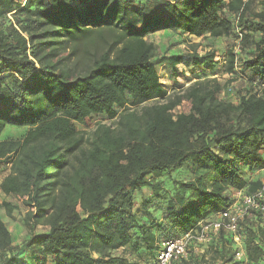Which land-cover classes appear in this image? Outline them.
Instances as JSON below:
<instances>
[{"label": "trees", "instance_id": "1", "mask_svg": "<svg viewBox=\"0 0 264 264\" xmlns=\"http://www.w3.org/2000/svg\"><path fill=\"white\" fill-rule=\"evenodd\" d=\"M255 2L0 0V168L9 170L0 192L27 209L30 234L13 247L0 218V264H154L162 242L194 231L234 195L258 192L263 210H249L238 232L249 264H264V177L244 178L264 171V0ZM160 32L234 34L250 45L239 69L227 52L225 72L240 76L244 93L221 100L230 89L205 79L169 94L146 40ZM213 58L193 49L162 60L175 77L180 65L215 71ZM183 102L188 113L177 111ZM94 117L111 124L76 129ZM7 127L25 133L1 140ZM182 167L192 179L163 193L158 180ZM145 188L138 217L134 194ZM160 200L157 223L149 209ZM0 209L10 216L18 207ZM39 226L46 231L34 233ZM229 240L221 230L207 247L219 264H233ZM126 249L139 261L113 255ZM189 254L173 264H209Z\"/></svg>", "mask_w": 264, "mask_h": 264}, {"label": "rangeland", "instance_id": "2", "mask_svg": "<svg viewBox=\"0 0 264 264\" xmlns=\"http://www.w3.org/2000/svg\"><path fill=\"white\" fill-rule=\"evenodd\" d=\"M259 0H256L254 7L258 6ZM148 42H152L155 46V55L154 61L156 66V71L160 78V83L165 87L169 94H174L181 92L186 89L191 84L202 81L205 79H216L218 83L224 87V90L227 88L230 91H225L220 95L221 100L232 101L244 93L245 82L240 79V76H230L225 72V68L227 65V52L232 50L234 55L236 56L237 64L235 67H239L241 65L242 59L247 58L246 53L251 51L252 47L248 45V48H242L238 45L236 37L234 34H230L229 36H221L216 39H211L209 37H204L201 39L192 38L186 36L184 34L171 33V32H160L154 35H151L146 38ZM195 49V52L199 57H203L205 54L214 52L213 63H215L216 68L215 71H212L208 68V66L203 63L199 68H190L184 66H178L177 75L174 77L173 73L169 69L167 63L162 60V58L167 57L169 55L179 54L184 55L186 53L191 52ZM204 62V61H203ZM236 68V69H237ZM239 69V68H238ZM237 69V71H239ZM190 110V104L183 102L181 107L177 110L178 112L188 113ZM102 123L106 125H110L111 122L106 121L100 117H94L86 120V122L82 125H76V129L80 133H84V135L90 134L95 128L96 124ZM25 133V129H16L7 127L2 136L1 140L5 139H18ZM9 174V170L4 167L0 168V183L1 181ZM192 174L186 169V167L179 168L174 170L170 174L164 175L160 180L163 185V193L170 194L173 190V186L175 182H185L192 179ZM264 177V171L256 172L254 174L245 173L244 178L249 181H255L258 179H262ZM151 193L148 189H143L141 192H136L134 194L135 197V206L134 211L138 215V217H143L141 203L144 199H149ZM166 196V195H164ZM236 201H240V196L234 195ZM7 202L11 205L18 207L17 210L13 211L10 216L6 214L3 209H0V218L6 225L8 231L11 234L13 247L21 248L24 242L29 237V232L27 228L24 226L23 219L27 212V209L24 208L21 202L14 197H6L0 192V202ZM164 201L160 200L159 203H154L149 211L151 216L156 219L157 223H161L164 217ZM146 219V218H144ZM46 231V227L39 226L34 230V233L39 234ZM198 251H203L206 256L207 263L209 264H219L214 258V254L209 252V249L206 246H197ZM232 248L228 247V251H226V255H231ZM113 255L122 257L130 262H138L137 254L132 251L119 250L114 252ZM47 264H50L48 262Z\"/></svg>", "mask_w": 264, "mask_h": 264}, {"label": "built area", "instance_id": "3", "mask_svg": "<svg viewBox=\"0 0 264 264\" xmlns=\"http://www.w3.org/2000/svg\"><path fill=\"white\" fill-rule=\"evenodd\" d=\"M237 195L240 196V201H236L226 210L200 222L194 231L176 240L162 242L154 264H173L187 260L191 251L195 254H202L203 251H198L197 246L208 247L221 230L230 236L233 264H249L243 248V238L238 232V225L249 210H263L259 204L262 195L261 192L253 196H245L242 193Z\"/></svg>", "mask_w": 264, "mask_h": 264}]
</instances>
